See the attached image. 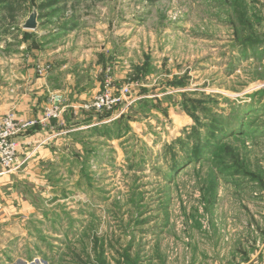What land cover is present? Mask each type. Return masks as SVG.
Wrapping results in <instances>:
<instances>
[{"label":"rangeland","instance_id":"1","mask_svg":"<svg viewBox=\"0 0 264 264\" xmlns=\"http://www.w3.org/2000/svg\"><path fill=\"white\" fill-rule=\"evenodd\" d=\"M15 58L73 80L0 166V264H264V0H0Z\"/></svg>","mask_w":264,"mask_h":264},{"label":"crops","instance_id":"2","mask_svg":"<svg viewBox=\"0 0 264 264\" xmlns=\"http://www.w3.org/2000/svg\"><path fill=\"white\" fill-rule=\"evenodd\" d=\"M23 62L24 63H22V60L19 61L16 58L9 60L10 73H12V75L10 76L12 87L8 89L9 87L4 88L3 86L0 85V117L3 114L4 110L6 109V104H7L6 102L9 101L7 100L9 97L12 98L13 100L12 103H16L15 107L13 108L15 109L14 110L15 113L21 116L20 120H25V118L28 119L30 114L37 116V114L39 113L38 112L39 104L35 103V101L37 102V100L39 99V101L42 100L41 103L44 102L45 98L47 97L46 96L47 94H43V92L51 91L54 88V85H56L55 83L58 82L62 83L64 81L71 82L73 80L71 75H67V77L64 79L62 77L63 74L61 73V70L58 69L49 73L48 77L44 79H38V78L35 79L32 76V72L30 71L29 68L31 65L30 62H32V60L28 59ZM0 68H3L2 63H0ZM13 73H15L14 76ZM0 80H3V78L0 77ZM21 86L23 87V89L20 92L19 89ZM24 91L27 92L28 94H26ZM76 96H78V94ZM69 128H70L69 131L73 132V131H79V129L84 130L87 127L85 126V124L74 123V124H70ZM263 255H264V251H263Z\"/></svg>","mask_w":264,"mask_h":264},{"label":"built area","instance_id":"3","mask_svg":"<svg viewBox=\"0 0 264 264\" xmlns=\"http://www.w3.org/2000/svg\"><path fill=\"white\" fill-rule=\"evenodd\" d=\"M43 70H41L42 72ZM59 98L52 99V108L47 111L45 118L38 121L41 126H44V121L52 118L54 110L60 103ZM36 125L35 121L18 120L12 115H6L0 118V166L4 170L10 169L16 163V153L19 147V137L24 129H29Z\"/></svg>","mask_w":264,"mask_h":264},{"label":"water","instance_id":"4","mask_svg":"<svg viewBox=\"0 0 264 264\" xmlns=\"http://www.w3.org/2000/svg\"><path fill=\"white\" fill-rule=\"evenodd\" d=\"M37 13L34 11L28 16L26 22L22 25L24 30L34 31L37 27Z\"/></svg>","mask_w":264,"mask_h":264},{"label":"trees","instance_id":"5","mask_svg":"<svg viewBox=\"0 0 264 264\" xmlns=\"http://www.w3.org/2000/svg\"><path fill=\"white\" fill-rule=\"evenodd\" d=\"M38 17V16H37ZM240 126V123H237V125L236 126H233L234 128H237V127H239ZM233 127H230L231 128V130H232V128ZM239 132V131H238ZM237 132V133H238ZM229 133H231V134H234L233 133V131H230ZM196 152L193 154V157H194V159H196V160H199V158H201V151H199V150H195ZM192 160V159H191ZM190 161V160H189ZM189 161L187 162V163H189Z\"/></svg>","mask_w":264,"mask_h":264}]
</instances>
